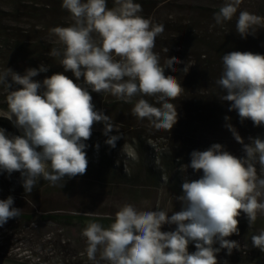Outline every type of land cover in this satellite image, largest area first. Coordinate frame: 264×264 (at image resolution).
Wrapping results in <instances>:
<instances>
[{
  "label": "clouds",
  "instance_id": "9594fccd",
  "mask_svg": "<svg viewBox=\"0 0 264 264\" xmlns=\"http://www.w3.org/2000/svg\"><path fill=\"white\" fill-rule=\"evenodd\" d=\"M242 2L225 0L214 13L216 23L231 21ZM61 6L73 23L50 29L54 43L62 48L53 47L48 55L60 57L65 72L71 71L77 80L83 77V82L77 83L62 72L42 82L34 80L48 71L44 64L26 69L23 75L9 67L0 71V86L7 92L6 118L22 133L10 135L0 127V173L20 172L25 193H31L41 178L55 186L65 177L86 174L85 141L91 138L94 124L103 123L105 143L112 148L123 136L111 117L96 109L89 88L125 103L138 98L132 114L147 119L157 131H171L178 121L172 101L181 95L183 87L175 76L165 75V68L188 71L187 64L183 69L174 67L183 63L175 56L160 64L153 49L164 26L153 25L139 15L142 6L134 0H114L111 9L107 0H62ZM260 28H264V17L247 10L239 12L235 29L241 37L255 35ZM216 84L222 93L219 99L231 102L229 111H237L241 121L250 119L255 126L264 125V55L242 51L224 54ZM13 85L22 87L13 90ZM144 97H153L155 104ZM225 120L245 155H233L220 143L207 150H194L190 164L181 165L180 171L191 167L196 172L202 170L203 175L195 180L185 178L182 195L176 197L182 209L169 216L159 202L149 210L125 203L108 227L88 222L81 233L86 238L88 260L93 264H219L217 253L222 249L228 255L234 249L241 251L240 242L228 237L239 235L238 217L242 213L249 228L255 225L258 214L264 215V138L249 137L250 142L245 143L231 118L225 116ZM113 129L118 134L110 135ZM147 143L157 153L155 165L167 184L162 149L151 139ZM122 152L126 154L124 170L130 175L127 160L138 162L139 157L126 144ZM13 204L11 195L0 199V227L20 217L22 209ZM165 224L177 227L163 231ZM192 242L194 252L189 251ZM217 243L219 247L214 246ZM251 244L264 252V229L251 236Z\"/></svg>",
  "mask_w": 264,
  "mask_h": 264
},
{
  "label": "rangeland",
  "instance_id": "374dc122",
  "mask_svg": "<svg viewBox=\"0 0 264 264\" xmlns=\"http://www.w3.org/2000/svg\"><path fill=\"white\" fill-rule=\"evenodd\" d=\"M22 1L27 3V5L32 4V0ZM36 1L33 5V10L39 13L42 11L43 4ZM157 2V9L149 13L148 16L143 15L153 25L164 26L163 33L156 38L153 51L158 55L162 66L172 56L178 57L183 61L181 64L174 65L177 69H183L186 64L188 66V71L173 72L171 69L165 68V75L175 76L183 87L181 95L172 101L175 106L183 108L178 113L177 123L171 131H157L150 127V122L147 119H138L132 114L129 106L124 103L120 104L123 101H118L110 94L96 93L89 90L93 99H105L110 104L107 109L105 108L101 111L109 115L120 128L119 132L123 133V136L117 141V144H119L117 155L120 161L118 165L124 170L126 154L122 152V149L125 144L138 155V162L131 159L127 160L132 174L135 173L140 163L142 164L141 173L135 181L137 184L136 186L129 187L118 182V179H113L111 183H103L105 187H101L100 185L102 184L100 183H94L90 187L80 184L76 185L78 191L76 188L74 192L65 193L61 198L54 196L53 198L51 196L43 198V196L35 192L31 193V197L40 201L42 207L51 208L52 206H56L55 203H57L60 204L57 207L68 208L71 211L81 212L84 210L115 215L119 207L125 203L133 204L138 209L149 210L155 209L157 202H159L160 207L169 211L170 216L174 211L182 209V202L176 199L179 195H175V183L179 182L182 187L185 178L195 180L201 178L203 175L202 170L196 172L191 167L186 172L180 171L181 165L190 164L191 145H195L197 150L203 151L207 150L214 143H220L224 146L225 150L231 152L233 155L238 157L245 155L243 145L235 140L232 132L225 126L227 123L225 116L231 118L230 122L244 138L245 143L250 142L249 137L260 136L262 138V135L257 131L260 126H255L250 119L241 121L237 111H229L231 102L219 99L222 93L216 84V80L222 74V59L217 54L221 53L223 56L231 51H242L264 55V28L258 29L255 35L250 34L247 38L241 37L235 29L236 19L240 11L247 10L250 13L264 17V0H243L230 25L224 24L220 26V29L210 28L208 30L199 25L201 18L195 16L194 11L199 8L208 10L209 8L220 7L225 3V0H157ZM44 35V33H41L36 37H34L35 35L27 37L30 41L40 39L42 42L47 41V39H51L54 42L56 39L51 35ZM219 43L221 45H218ZM54 45L59 44L54 43ZM0 49L2 52L6 51L2 48ZM20 55H23V53H20ZM20 55L17 60H14L11 65L7 66L5 65L7 62L6 58L0 53V71L9 67L23 75L29 65L26 63L25 57ZM117 59L119 58L117 57ZM33 60L36 64L38 63V66L41 64L48 66V71L41 72L38 76L33 77L34 80L42 82L47 76L58 72L64 73L65 71L61 64L53 60L52 57H47V55H42V58L34 57ZM49 69L53 71L50 72ZM72 79L77 83L83 82V77L77 80L74 76ZM19 87L22 86L13 85V90ZM6 95L7 92L0 86V124L3 125L2 128L6 129L8 134L21 135L20 129L16 128L6 118L8 115ZM211 108H214V110L211 111ZM103 127L102 122L94 124L92 136L85 143L88 145L90 140L101 143L106 141L107 137L103 134ZM116 134L118 133L115 129L110 133V135ZM135 135H140L141 142L134 138ZM182 138L191 139L194 143L190 144L188 148L183 146L177 149V143L182 141ZM149 139L162 149L160 158L161 165L169 176L167 184L162 181V174L156 186L153 183L155 181L154 178H146L145 167L149 166L151 169L159 170L155 165L157 153L153 146L147 143ZM173 148L174 151H172ZM172 152H175L174 154L178 157H176L175 163L169 161L166 169V165L163 166L162 155L172 154ZM168 159L166 157L165 160ZM257 168L259 172V165H257ZM124 178L128 177L125 176ZM118 187L128 189L139 188L138 199L140 201L131 197L129 198L125 195V192H116L118 190L116 188ZM83 188L86 190L83 191ZM23 191L25 190L22 185L20 172H13L11 175L7 172L0 173V192L3 193L0 195V199H7L9 197L5 194L7 192L17 194ZM157 191L158 196L155 197ZM12 196L14 198L13 207L24 211V208L20 207L22 202L19 200L21 198L16 199V195ZM245 219L247 217L243 213L238 217L239 221ZM257 219H264V215L258 214ZM27 222H17L10 219L0 227V264H57L60 259L55 256V251H50V249L54 247L61 249L63 248L61 245L66 244L65 241H75L76 237L71 232H68L69 237L63 240V236L49 224L44 222L36 228L37 225ZM176 227V225L165 224L162 230L173 231ZM195 250V243H190L189 251L194 252ZM40 255L41 257H38ZM217 257L219 264H224L225 260H227L228 264H264L229 261L223 253H217ZM87 259V255L83 259L73 258L71 264H79V262L81 264H93L92 261ZM101 264H106V262L101 261Z\"/></svg>",
  "mask_w": 264,
  "mask_h": 264
},
{
  "label": "trees",
  "instance_id": "16d2710c",
  "mask_svg": "<svg viewBox=\"0 0 264 264\" xmlns=\"http://www.w3.org/2000/svg\"><path fill=\"white\" fill-rule=\"evenodd\" d=\"M36 2L42 3L43 8L42 11L37 13V11L33 10V5L35 0H32V4L27 5V3L22 0H0V48L6 50L4 52L1 51V55L6 58L7 62L5 65L9 66L12 64L14 60H17L20 53L22 57H25L26 63L32 68H38V63L34 62V57L42 58V55H47L50 57L48 53L53 47L62 48V45H54L51 39H47V41L42 42L40 39L31 40L27 37L29 35L39 36L41 33L46 35H50V29L62 26L66 27L73 23L71 20L70 14L67 10L62 8V0H37ZM135 3H139L142 6V12L139 15L148 16L149 13H152L155 9H157V0H134ZM107 6L109 9L114 7V0H107ZM221 7V6H220ZM220 7L216 8H199L195 10V16L201 18L199 21V25L204 27L206 30L212 29H220L221 24H217L214 19V13L219 10ZM231 21H226L224 24L230 25ZM214 34V33H213ZM95 35V34H94ZM53 37V36H52ZM55 38V37H53ZM198 38V37H195ZM214 45V44H213ZM218 45H221L219 43ZM217 54L222 59V54ZM57 63H59L60 57H52ZM5 60V59H4ZM5 60V61H6ZM28 66V68H29ZM49 71H53L50 70ZM64 73L68 75V77L73 78L74 74L71 71H67ZM88 90H91L89 88ZM42 91V90H41ZM150 103L155 104V100L153 97H144ZM138 99V98H135ZM135 99L133 103H125L120 102V104L124 103L132 109L135 103ZM93 104L95 105L97 110L107 109L110 106L106 102L105 99H93ZM155 106H159L156 104ZM178 113L183 109L180 106H176ZM188 109V108H187ZM211 111L214 108L210 109ZM0 127H3L0 124ZM257 130L264 138V125H261ZM135 139L141 142L140 135H135ZM179 139V137H178ZM99 143V149L97 150L96 144ZM193 140H188L186 138H182V141L177 143V149L179 147H189L190 144H193ZM119 144L116 143V147L112 148L110 145L104 142H96L95 140H90L88 147L85 149L87 153L88 159V167L86 174L78 175L73 178L65 177V181H60L57 185H52L48 181H44L43 178L40 179L39 183H37L36 187L33 189L31 193H36L38 195L43 196H51L53 198H61L64 194H68L69 192H74L78 187L76 185L85 184L87 186H91L100 183L101 187H105L103 183L113 182V179H118V182H121L129 187L136 186V179H138V175L141 173L142 164L137 167L135 173L127 174L121 166L117 164L118 155L117 148ZM190 148L192 153L194 150H197L195 145H191ZM174 151V148L173 150ZM164 154L162 155L163 166L167 169V164L169 161L175 163L177 155L174 154ZM168 157V160H165ZM146 170V178H154L155 181L154 186L158 185V181L161 178V171L151 169V167H145ZM128 178H124V177ZM62 185H64L62 187ZM174 186V185H173ZM86 187V186H85ZM175 195H182V187L179 182L175 183ZM116 192H125V195L129 198H134L137 201H140L139 188L128 189L124 187L116 188ZM85 191L86 189H82ZM81 190V191H82ZM31 193L19 192V193H5L6 196L16 195L17 198H21L19 201L22 202L20 207L24 208V211L21 212L20 217L12 218L13 221H28L32 225L47 223L52 226L58 233H60L63 237V240H66L68 236V232H71L75 235L74 242H66L65 245H61L63 248L54 247L50 249V251H55V256H57L60 261L57 264H71L72 259L74 258H85L86 254V238H84L81 233L82 230L87 226L88 222L95 221L104 227H108L115 220V215L109 214H101L99 212L92 211H71L68 208L52 206L51 208H45L40 205V201L31 197ZM3 193L0 192V195ZM158 196V191L156 192L155 197ZM13 197V196H12ZM31 197V198H29ZM27 200V201H25ZM43 201V199H42ZM30 205V207H28ZM239 235L233 234L229 237L232 240H238L241 245V251L234 249L231 255L227 254L226 249H222L219 253H223L224 256L229 261L235 262H251V263H264V252H261L257 248H253L251 244V236L254 234H258L261 229H264V219H257L255 225L249 228L248 219L239 221ZM56 232V233H57ZM74 237V236H73ZM247 245V247H245ZM215 247H219L217 243L214 245ZM83 249V250H81ZM41 250V249H40ZM59 251V252H58ZM49 252V251H48ZM81 254V255H80ZM38 257H41L38 256ZM97 258H99V253H97ZM88 260V259H87ZM90 261V260H89ZM81 264V262H79Z\"/></svg>",
  "mask_w": 264,
  "mask_h": 264
}]
</instances>
